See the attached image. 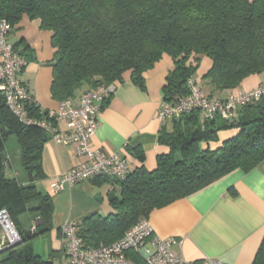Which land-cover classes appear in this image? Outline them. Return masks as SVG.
<instances>
[{
    "label": "trees",
    "instance_id": "obj_1",
    "mask_svg": "<svg viewBox=\"0 0 264 264\" xmlns=\"http://www.w3.org/2000/svg\"><path fill=\"white\" fill-rule=\"evenodd\" d=\"M24 15L50 32V94L59 103L71 100L78 91L117 83L126 72L142 88L143 73L163 54L171 57L173 66L162 87V101L189 93V81L197 83L193 75L198 56L211 61L203 76L211 90L207 93L197 83L208 98L223 100L228 96L216 98L213 92L238 88L250 75L264 76V0H0V20H6L12 29ZM13 48L28 60V47L22 39L13 43ZM25 110L29 118L54 125L48 110L33 99L25 103ZM200 112L193 109L161 126L157 142L165 150L156 156L153 168L145 167L143 151L134 148L141 164L124 178L91 179L117 185L118 192L108 198L111 212L94 213L78 222L77 235L84 247L110 244L136 222L148 219L153 210L235 169L249 171L264 160L263 98L237 107L228 118L201 120ZM1 128L6 133L0 130V209L9 212L21 232L30 230V238L46 235L52 228V198L39 191L35 181L44 176L42 149L51 136L37 124L20 122L0 94ZM227 129L236 132L216 148L207 145ZM10 136L18 144L24 183H19L14 172L7 174L11 165L5 145ZM28 172L33 181L28 180ZM23 213H36L35 224L40 225L22 230L19 215ZM18 245L0 253V264H53L54 256L60 255L52 250L51 258L44 260ZM251 264H264V236Z\"/></svg>",
    "mask_w": 264,
    "mask_h": 264
},
{
    "label": "crops",
    "instance_id": "obj_2",
    "mask_svg": "<svg viewBox=\"0 0 264 264\" xmlns=\"http://www.w3.org/2000/svg\"><path fill=\"white\" fill-rule=\"evenodd\" d=\"M19 39L28 47V60L19 74L20 81L42 109L56 110L59 102L51 98L52 68L47 64L53 55L50 32L40 29L38 20L24 15L13 25L10 35L13 43ZM210 65L207 57L198 56L193 75L207 93L211 89L203 76ZM172 66L171 57L163 54L143 73L142 88L132 82L130 72L123 74L98 114V126L90 140L93 148L125 157L129 170L141 164L132 150L139 148L144 154L145 167L155 166L156 156L165 150L157 142L162 125L156 114L162 101V87ZM263 85L262 74L250 75L238 88L213 92L212 96L225 98L238 89L250 90ZM82 91L71 99L73 103L77 104ZM200 118L205 119L203 112H200ZM53 124L60 131L65 130L63 120L54 119ZM166 128H170V123ZM235 132V129L222 130L218 132L217 140L207 145L216 148ZM207 145L202 144L203 147ZM83 160L84 157L76 154L74 144H58L51 138L43 144L41 165L44 176L35 184L39 191L52 198V228L46 234L51 251L61 252L59 227L65 221L78 223L91 214L106 215L112 211L108 198L111 193L118 192L117 185L112 183H95L90 179L56 193L49 190L52 182ZM148 220L156 235L172 240L175 254L195 264L204 257L224 264H251L264 236V160L249 171L235 169L200 190L153 210ZM52 260L53 264H64L61 255Z\"/></svg>",
    "mask_w": 264,
    "mask_h": 264
},
{
    "label": "built area",
    "instance_id": "obj_3",
    "mask_svg": "<svg viewBox=\"0 0 264 264\" xmlns=\"http://www.w3.org/2000/svg\"><path fill=\"white\" fill-rule=\"evenodd\" d=\"M11 31L12 25L4 19L0 20V94L5 105L20 122L41 126L54 142L74 144L76 154L85 159L52 182L49 190L56 193L97 176L124 178L129 172L127 159L117 153H106L93 148L90 143L98 126L101 104L108 95L114 93L116 83L84 90L80 93L77 104L66 100L59 103L56 110L48 111V117L65 122L63 131L51 122L29 118L25 103L32 100V97L19 79L27 60L14 50L9 38ZM189 87L187 95L171 101H161L156 114L161 125L193 109L202 111L206 118H228L237 107L264 99L262 86L237 91L223 100L206 97L194 81H189ZM77 226L75 221H65L59 227L62 242L60 255L64 264H137L131 255L140 258L143 264H195L175 254L172 240L156 235L148 219H141L133 224L116 241L106 245L101 243L93 248L84 247L81 237L77 235ZM21 242V231L14 224L9 212L5 208L0 209V253ZM198 264L224 263L204 257Z\"/></svg>",
    "mask_w": 264,
    "mask_h": 264
},
{
    "label": "rangeland",
    "instance_id": "obj_4",
    "mask_svg": "<svg viewBox=\"0 0 264 264\" xmlns=\"http://www.w3.org/2000/svg\"><path fill=\"white\" fill-rule=\"evenodd\" d=\"M6 157L8 162L11 163V170L7 171V174L15 172L16 178L19 183L26 182V175L22 172L19 162V148L14 136H10L6 142ZM12 172V173H11ZM107 198V197H106ZM37 214H26L19 215L20 226L22 230L30 228L31 230L35 227V219ZM34 230V229H33ZM18 247L25 251H31L33 254L41 256L42 259L47 260L51 254L50 239L47 235H37L33 238L27 239L20 243Z\"/></svg>",
    "mask_w": 264,
    "mask_h": 264
},
{
    "label": "water",
    "instance_id": "obj_5",
    "mask_svg": "<svg viewBox=\"0 0 264 264\" xmlns=\"http://www.w3.org/2000/svg\"><path fill=\"white\" fill-rule=\"evenodd\" d=\"M3 133H6L5 132V129L4 128H1L0 129ZM27 176H28V180L29 181H33V177H32V175H31V173H27ZM38 225H40V223H36L35 224V227L36 226H38ZM21 235H22V241H24L25 239H29L30 237H31V231L30 230H27V231H25V232H21Z\"/></svg>",
    "mask_w": 264,
    "mask_h": 264
}]
</instances>
